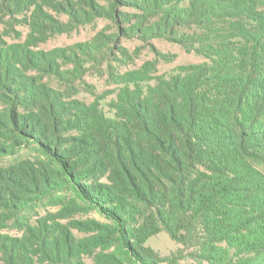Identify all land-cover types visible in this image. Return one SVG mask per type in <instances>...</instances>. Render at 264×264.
<instances>
[{"label":"trees","instance_id":"trees-1","mask_svg":"<svg viewBox=\"0 0 264 264\" xmlns=\"http://www.w3.org/2000/svg\"><path fill=\"white\" fill-rule=\"evenodd\" d=\"M5 16L29 27L16 43L0 33L5 264H264V0H0ZM96 18L117 31L70 53L36 48ZM142 28L204 60L123 72L109 111L105 92L76 97L66 60L111 64L122 34ZM163 231L184 255L147 245Z\"/></svg>","mask_w":264,"mask_h":264},{"label":"rangeland","instance_id":"rangeland-1","mask_svg":"<svg viewBox=\"0 0 264 264\" xmlns=\"http://www.w3.org/2000/svg\"><path fill=\"white\" fill-rule=\"evenodd\" d=\"M100 1L102 3L105 2V0ZM46 10L60 20L68 21L69 19V16L60 8L50 7L46 8ZM3 20L4 22L0 21V33L9 43L20 42L26 38L29 32V27L26 24L14 19L10 20L9 16H5ZM117 28L110 18H96L89 23H76L75 26H70L69 31L53 34L48 40L40 43L36 48L46 51L64 48L70 53L74 45L91 42L99 31H105V33L111 34L117 31ZM122 35L124 37H120L118 45L124 47L126 54L122 56L121 53L117 52L115 56L112 55L111 64L108 59L99 56L96 58L86 57L81 59L80 66H76L72 61L66 60L69 63L64 66V68L70 71L67 85L72 86V90L77 92L76 97L90 102L95 98L94 93L101 94L105 92L107 97L102 101V104L106 111H109V102L115 97L117 90L121 87L116 81L117 77L123 72L137 70L148 61H153L156 74L158 75L169 73L180 65L204 60V57L195 51L185 50L181 45L169 39L155 36L156 34L147 35V28L133 32L130 36L127 34ZM55 85L63 87L58 81L55 82ZM58 209L59 207L57 206L45 205L43 209H38V212L45 214L47 212H56ZM88 218L99 219L100 217L95 212L76 213L67 219H62L61 222L65 223L70 219L85 220ZM3 232L13 235L21 234V232L14 228L5 229ZM75 232L79 236H87L90 234L81 232L78 229ZM147 245L165 257L182 256L185 254L182 251V245L174 241L165 231L150 238L147 241ZM86 259L89 262H93L89 255H86ZM191 263L192 259L188 257H181L179 259V264ZM0 264H5L1 251Z\"/></svg>","mask_w":264,"mask_h":264}]
</instances>
